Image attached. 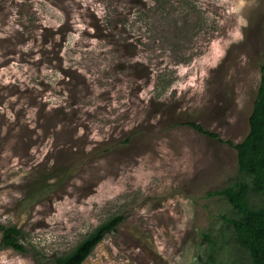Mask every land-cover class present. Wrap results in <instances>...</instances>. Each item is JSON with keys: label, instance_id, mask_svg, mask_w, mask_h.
Wrapping results in <instances>:
<instances>
[{"label": "rangeland", "instance_id": "1", "mask_svg": "<svg viewBox=\"0 0 264 264\" xmlns=\"http://www.w3.org/2000/svg\"><path fill=\"white\" fill-rule=\"evenodd\" d=\"M264 0H0V223L50 264H252L219 190L264 66ZM1 239V231H0Z\"/></svg>", "mask_w": 264, "mask_h": 264}, {"label": "trees", "instance_id": "2", "mask_svg": "<svg viewBox=\"0 0 264 264\" xmlns=\"http://www.w3.org/2000/svg\"><path fill=\"white\" fill-rule=\"evenodd\" d=\"M233 147L237 166L246 171L252 190L264 197V68L248 116L247 132ZM248 187L247 182L240 187L236 183L219 190V193L227 198L237 212L236 218H228L233 226L235 241L247 250L252 264H264V201L259 206L250 205L245 194ZM119 221L120 217H116L96 227L73 249L50 264H81L103 236L115 229ZM0 231V247L24 251L18 241L20 231L15 226L0 223Z\"/></svg>", "mask_w": 264, "mask_h": 264}]
</instances>
